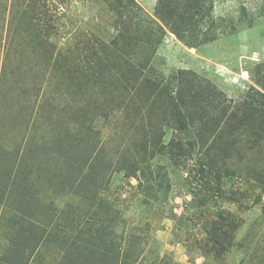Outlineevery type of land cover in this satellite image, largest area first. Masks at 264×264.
<instances>
[{
  "label": "rangeland",
  "instance_id": "374dc122",
  "mask_svg": "<svg viewBox=\"0 0 264 264\" xmlns=\"http://www.w3.org/2000/svg\"><path fill=\"white\" fill-rule=\"evenodd\" d=\"M123 2L153 16L158 0ZM240 3L251 13L264 0H215L214 17L236 16ZM117 5L0 0V264H122V253L118 261L103 258L122 244L141 252L133 264H264V142L243 139L219 155L214 175H220L222 191L204 204L196 149L188 160L174 162L167 149L146 145L134 126L142 114L149 127L159 128L162 119L138 109L147 96L137 94L133 69L137 62L145 72L152 65L161 77L191 69L241 99L254 63L264 60V15L253 29L240 24L234 35L197 48L166 30L149 62L127 57V40L136 33L132 23L125 29ZM38 8L45 15L34 16L38 30L18 20ZM52 23L56 27L46 28ZM5 61L12 62L8 78ZM101 69L105 81L98 77ZM19 83L25 87L16 93ZM24 120L37 127L27 130ZM116 124L134 126L123 134L132 140L123 141ZM155 130L148 133L153 140L167 143L173 135L170 127L163 137ZM113 133L118 138L108 140ZM143 170L147 188L139 185ZM224 209L239 218L238 228L226 221L222 229L213 225ZM215 231L226 247L219 255ZM106 235L103 244L99 239Z\"/></svg>",
  "mask_w": 264,
  "mask_h": 264
},
{
  "label": "trees",
  "instance_id": "16d2710c",
  "mask_svg": "<svg viewBox=\"0 0 264 264\" xmlns=\"http://www.w3.org/2000/svg\"><path fill=\"white\" fill-rule=\"evenodd\" d=\"M114 2H116V4L118 3L116 8L119 9L121 19H125V29L127 30L131 23V26L135 28V37H131L132 41L129 39L127 40V43L130 44L127 57H133V55L135 56L134 59L145 57V60L149 62L151 57L158 50L162 42V34L166 33V30L173 33L178 40L188 47L197 48L201 45L212 43L221 36L234 35L240 30V24L247 25L246 29H253L255 25H257L256 21L260 20L262 15H264V4L254 12L248 13L246 6L240 3L239 13L236 16L228 17L221 15L215 18L213 14L215 0H158L153 16L140 11L138 5L134 8L132 5L124 3L123 0H114ZM38 9L39 10L32 13L31 16H29L26 11L25 16L18 20H22L23 22L27 21L26 24H28L30 28L38 30V28L36 29V24L33 22L34 16L35 18L39 14L43 17L45 16L41 8ZM136 9L140 11L139 14L135 11ZM55 24L56 23H52L46 28L50 29L56 27ZM260 26H264V23ZM43 43L47 42L43 41ZM89 47L94 48L95 46L91 44ZM94 50L96 49L94 48ZM138 63L139 62L133 63V65L135 64L133 69H137L136 81L139 86L137 94L144 93V95L147 96V104L139 106L138 109L142 110L145 108V113H151L152 115L157 114L161 117L162 122L159 128L149 127L151 124L148 125L146 116L142 114V120L138 123L135 121L134 126L142 130L143 136L145 137L144 143L146 145L147 142L151 141L150 145L157 151L160 148L161 150L163 148L167 149L170 159L174 162L180 163L188 160L186 158L188 154L193 155V151L196 149V154L198 153L197 156H199L196 159V169L201 171L199 172L201 174V185L207 190L205 196L203 195V202L207 204L206 202L214 200L222 191L220 184L221 177L219 174H217V176L214 175L216 172L220 171L219 155H225L229 147L238 146L237 143L243 139L248 138V142L257 146H261V143L264 142V60L254 63L253 69L250 70L252 84L241 99H234L212 81L191 69L179 68L173 70L169 75H163L161 77V75L159 76L158 74L154 75V66L152 67L151 65L150 71L148 70V72H145V67ZM11 64V61H5L2 64L1 68L2 70L4 69V78L9 77L8 65ZM17 64L19 63L17 62ZM101 70L103 72H98V77L101 81H105L103 77L106 76L105 70ZM22 72H24V70ZM125 73L124 71L122 72V74ZM19 74H21V72ZM24 84L23 86L25 87ZM23 86L22 83H19L18 87L15 89L16 93H20L21 89L24 88ZM144 89L145 92H142ZM1 91L5 94L6 89L2 87ZM3 113L5 115V109ZM5 120H8L7 116ZM35 123L30 127L29 123L27 125L25 122V128L27 130L36 128L37 126ZM115 126L118 128L117 133H121L119 137H124L123 141L127 142L126 138L132 140V135L126 137L123 134L127 132L129 128L132 130L134 126H129V128L126 127L125 130L123 128L119 129V127H117L118 124ZM165 127H170L173 130V135L167 143H164L162 139L153 140L148 135L149 132H152V129H156L155 131H161V137H163ZM80 129H82V127H80ZM90 129L93 128L89 127L88 133L91 134ZM115 135V133L111 134L108 140L114 141ZM115 137L118 138V136ZM148 137L152 140H147ZM47 142L48 141H46V143ZM121 145H124V148L128 147L124 142H120L119 147ZM142 172L144 180L140 175L138 178L140 181L139 185L142 187L145 184L147 188V173L144 170ZM259 172L262 174L261 169ZM209 175H211L212 178H216L214 185H210L212 178ZM263 176L259 179H262ZM261 181L264 182V178ZM217 218L220 221H213V225L217 227L218 224L221 223L222 225L219 227L221 229L229 225L234 230L240 225L238 222L239 218L228 209L220 211ZM225 221L229 224L227 225ZM213 225L212 229L215 230ZM215 233L216 231L211 235L215 241L214 250L216 254L219 255L225 252L226 247H224L221 241L224 238L220 237V239L219 235ZM108 238V235H106L103 240L101 236L99 240L105 244ZM112 241V243H115L114 240ZM122 249H124L123 252H121ZM116 250H118L119 253H116ZM136 250L137 249L131 251L129 248H123L122 244L121 247L117 249L110 248L109 251L111 252L106 251L108 253H105L103 258L104 260L109 259V261H118V255L122 253L124 254V262L121 261L122 264H133L139 259L141 253Z\"/></svg>",
  "mask_w": 264,
  "mask_h": 264
}]
</instances>
